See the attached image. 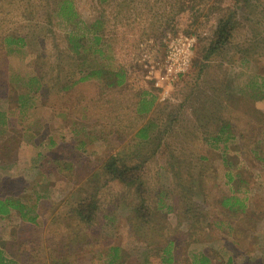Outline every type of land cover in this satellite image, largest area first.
I'll return each instance as SVG.
<instances>
[{"label":"rangeland","instance_id":"obj_1","mask_svg":"<svg viewBox=\"0 0 264 264\" xmlns=\"http://www.w3.org/2000/svg\"><path fill=\"white\" fill-rule=\"evenodd\" d=\"M0 199L26 208L0 218L15 264H163L170 243L174 264H264V0H0Z\"/></svg>","mask_w":264,"mask_h":264},{"label":"trees","instance_id":"obj_2","mask_svg":"<svg viewBox=\"0 0 264 264\" xmlns=\"http://www.w3.org/2000/svg\"><path fill=\"white\" fill-rule=\"evenodd\" d=\"M245 1H249V0H245ZM68 12H71V18L68 15ZM59 15L67 20L70 24H72V26L74 27L72 29L73 32L68 34V41H69V46H72L73 48V52L77 55L80 54V50H82L83 54H88L87 49H84V45H82L85 35H76V32H83V29H78V26H81V24L83 25L82 21H76L74 20V18L76 17L78 18V14L77 11L74 7V5L72 3L69 2H64L60 5V10H59ZM231 17H228L227 19H222L218 22V27H217V39L219 43L222 42H227V40L231 37L232 32L234 30L233 26H232V21H230ZM85 28H87L85 25H83ZM95 27V26H94ZM93 27V28H94ZM93 30V29H92ZM95 37H94V41L99 45L100 49H96L97 51L95 52L97 55H100L104 57V51L102 47V43H104V39L99 35H97V31H95ZM8 43L7 46L10 47L12 44H14L16 41L13 38H9L7 39ZM18 41L22 44L24 43V39H18ZM95 55V54H93ZM105 58V57H104ZM82 61H84L85 64V60L82 57ZM83 64V66H84ZM81 70H85V69H81ZM82 72V77L80 78V82L86 81L89 76H91V74H86V71H81ZM118 78H120V76H117ZM123 77L120 78V80H122ZM119 80V81H120ZM79 82V81H78ZM122 83V81L118 82L117 84L120 85ZM154 101H146V102H142L140 105L141 111L139 110L140 114H147L152 110ZM23 106V105H22ZM3 125L5 124V122L3 121L2 123ZM143 134L140 135L141 138L144 140L147 137V135L144 133V131H142ZM26 208L21 205L20 201H14V200H9V199H0V218H5L10 216V214L12 213V211H16L19 212L20 214L24 213V210ZM23 218H25V216H22ZM21 217V218H22ZM173 244L170 243L168 246L166 245L164 247V249L162 250L161 254H163V256L161 257L162 259V263L163 264H174L175 260L173 258V255L171 253V246ZM114 250V258L117 260L121 257L120 255V249H112ZM0 264H15L12 261H8L7 259H5L3 252L0 250ZM192 264H212L211 259L206 256V255H195L193 256V260H192Z\"/></svg>","mask_w":264,"mask_h":264},{"label":"built area","instance_id":"obj_3","mask_svg":"<svg viewBox=\"0 0 264 264\" xmlns=\"http://www.w3.org/2000/svg\"><path fill=\"white\" fill-rule=\"evenodd\" d=\"M168 50L164 80L171 86L172 83L186 74L191 68L195 41L191 38H184L178 40Z\"/></svg>","mask_w":264,"mask_h":264}]
</instances>
